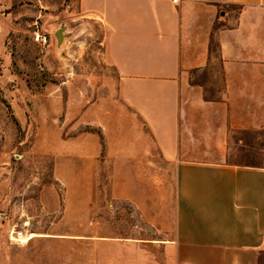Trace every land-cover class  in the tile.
I'll return each instance as SVG.
<instances>
[{
	"label": "rangeland",
	"instance_id": "rangeland-1",
	"mask_svg": "<svg viewBox=\"0 0 264 264\" xmlns=\"http://www.w3.org/2000/svg\"><path fill=\"white\" fill-rule=\"evenodd\" d=\"M106 35L79 0H0V264H177L175 169L122 98ZM212 57L193 82L215 99ZM239 138L227 162L264 166V132Z\"/></svg>",
	"mask_w": 264,
	"mask_h": 264
},
{
	"label": "crops",
	"instance_id": "crops-1",
	"mask_svg": "<svg viewBox=\"0 0 264 264\" xmlns=\"http://www.w3.org/2000/svg\"><path fill=\"white\" fill-rule=\"evenodd\" d=\"M79 1L106 27L122 98L174 166L176 263L258 264L264 167L227 158L231 134L264 132V0ZM212 43L222 86L206 100L191 82Z\"/></svg>",
	"mask_w": 264,
	"mask_h": 264
},
{
	"label": "trees",
	"instance_id": "trees-1",
	"mask_svg": "<svg viewBox=\"0 0 264 264\" xmlns=\"http://www.w3.org/2000/svg\"><path fill=\"white\" fill-rule=\"evenodd\" d=\"M211 47H212V48L214 47V46H213V43L210 44V48H211ZM191 84H192V85L202 86L201 84H198V83L193 82V80H192ZM202 87H203V86H202ZM205 99H206V100H210V99H212V98H207V97H205ZM235 134H239V135L241 136V138L238 139V141H240V142L242 143L240 149H246L247 147H249V144H245V142L243 143V141H245V137L250 136L249 133H246V132H239V133H238V132H236ZM238 165H245V166H252V167H264V166H261V165L256 164V163H245V164H238ZM259 260H260V259H259ZM258 264H259V261H258Z\"/></svg>",
	"mask_w": 264,
	"mask_h": 264
},
{
	"label": "built area",
	"instance_id": "built-area-1",
	"mask_svg": "<svg viewBox=\"0 0 264 264\" xmlns=\"http://www.w3.org/2000/svg\"><path fill=\"white\" fill-rule=\"evenodd\" d=\"M200 0H170L171 4L174 6H179L183 3H187V2H198ZM47 39L46 37H41L39 35L35 36V42L44 45L46 43Z\"/></svg>",
	"mask_w": 264,
	"mask_h": 264
}]
</instances>
